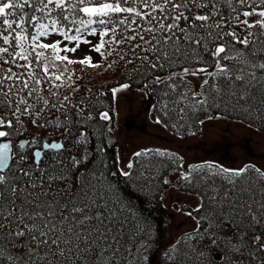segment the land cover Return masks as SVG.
<instances>
[{
  "label": "snow or ice",
  "instance_id": "snow-or-ice-1",
  "mask_svg": "<svg viewBox=\"0 0 264 264\" xmlns=\"http://www.w3.org/2000/svg\"><path fill=\"white\" fill-rule=\"evenodd\" d=\"M52 34L63 40L43 42ZM88 35L99 36L92 51L105 59L116 50L113 45H127L132 56L126 62L139 60L147 73L156 72L150 83L163 86L164 96L175 94L173 105L208 112L222 104L226 107L227 99L247 102L257 95L264 105V0H0V110L6 109L16 121L14 125L12 119L0 117V129L11 130H0V140L6 141L0 142V264H134L127 248L121 260L123 209L119 198H111L112 184L104 185L102 174L92 170L73 173L81 163L75 156L69 158L65 170L59 153L64 145L55 141L42 143L43 149L56 150L48 157L52 163L36 149L31 153L32 164L25 167L29 159L26 149L41 142L35 137L21 141L16 150L11 142L22 134V116L32 118L36 125L42 113L53 110L63 112L65 119L57 116L39 126L63 128L71 135L72 116L64 103L68 97L59 100L58 90L71 86L75 73L68 65L99 67L91 57L77 61L66 55L75 53L81 43L91 44L84 38ZM64 41L75 47L61 48ZM125 55L119 58L124 60ZM205 55L209 59H204ZM232 61L236 63H227ZM189 63L201 66H186ZM176 68L179 71L172 70ZM162 70H168L167 75H160ZM189 76L201 78L200 91L191 89ZM168 106L169 101L164 100L162 107ZM82 111L78 109L76 115ZM86 119H92L91 115ZM100 119L109 120V114L103 112ZM86 143L87 134L82 132L74 146ZM149 152L152 150L134 155L142 157ZM152 154L179 159L161 150ZM126 167L132 169L133 163ZM117 171L126 179L133 178L130 171ZM192 173L206 185V190L201 189L200 205L193 209L200 212L204 208L207 213L199 217L198 225L207 220L211 227L214 221L209 216L222 222L225 215L234 223L238 215L242 223L243 217H248L250 229L264 226V170L255 165L233 170L206 163L191 166L188 173L181 174L182 180L192 184ZM249 173L261 181L255 192L256 179ZM212 177L222 178L228 187L221 190L215 181L208 184ZM244 180L251 183L244 186ZM196 231L202 239L199 227ZM247 235L241 231L242 246L231 244L229 251L242 257L243 249H248L247 255L255 259L256 253L264 250V232L245 240ZM187 239L197 237L188 234Z\"/></svg>",
  "mask_w": 264,
  "mask_h": 264
},
{
  "label": "trees",
  "instance_id": "trees-1",
  "mask_svg": "<svg viewBox=\"0 0 264 264\" xmlns=\"http://www.w3.org/2000/svg\"><path fill=\"white\" fill-rule=\"evenodd\" d=\"M252 19H256V17ZM84 38L91 41V44L81 43L78 49H83L79 56H74L78 49L75 53L69 52L66 55H68L69 59L77 61L91 57V62L98 64L99 67H88L79 63L68 65L69 69L75 73L72 76V81L69 82L71 86L65 85L58 90L59 100H63L64 96L68 97V100L64 101V103L69 110L68 114L72 116L71 135L63 128L56 130L51 126H39L46 124L47 120L56 119L57 116L63 121L65 119L63 112L56 113L53 110L52 113H42L36 125L31 123L32 118L22 116L21 120L23 121L24 129L21 130L22 134L16 135L11 141L13 149L16 150L18 148L20 141H31L34 137L41 142L35 148L26 149L29 159L24 166L27 167L33 162L31 153L36 149H42L43 142H62L64 148L59 150V153L63 159L65 170L70 164L69 158L75 156L81 163L73 169V173L88 172L89 170L95 172L107 170L111 175V173L117 172L115 176L111 175L114 188L134 210L138 218L142 220L146 233L148 232L151 235L149 259L146 264H225L229 255L228 247L225 244H229L224 243L223 238H227L231 243L242 245L239 239L241 231L248 232V235L244 237L245 240H248L250 236L260 235L264 232V226H255L250 229L246 222H241L238 215L234 223L231 222L232 217L227 215L223 217L222 222L217 220L215 216H209V219L214 221L211 227L208 226L207 220H201L198 225L200 232L204 234L202 239L199 238V233L196 230H189L183 233L175 244L172 246L167 245L163 239L167 232L168 223L166 219L169 215V210L165 203V192L170 187H174L179 194L194 195L200 205L201 197L204 195L201 189L206 190L205 183L197 179V173H192V184L183 181L181 174L188 173L191 166L212 162L192 164L185 169L184 159L179 153L163 148L150 147L139 151L152 150L147 156L136 157L134 155L132 157L130 162L133 163V168L128 170L133 173L132 179L120 176L117 171L118 139L115 135L121 126V122L116 113L113 90L124 84H129L133 90L144 91L147 104L151 105L149 107L151 119L161 121L160 124L168 134L183 139L199 134L202 126L200 121L210 120L209 116L213 117L212 119L222 118L241 123L264 133V105L261 104L259 96H254L247 102L240 100L239 103L236 102L235 98L227 99L225 101L226 107L222 104L219 108H210L208 112L192 111L184 108L183 104L173 105L171 99L175 94L164 96L163 86H156L150 83L152 77L157 74L156 72L147 73L139 60H133L132 63L126 62L132 56L127 45H121L119 48L113 45L112 47L116 50L105 59L99 53L92 51L93 45L99 42V36L88 35ZM58 40H63V38L57 34L43 38L45 43H53ZM65 46L72 48L75 47V44L67 41L60 44L61 48ZM257 46L260 47L259 44ZM118 53L119 55L127 53L124 60L119 58ZM61 55H65V53H61ZM204 59L207 60L209 57L205 55ZM227 63L235 64L236 62ZM110 64L111 67H109ZM186 66L199 67L201 65L189 63ZM13 70L15 71L16 69ZM172 70L179 71V68ZM167 71L162 70L159 74L162 76L167 75ZM187 80L191 82L190 87L193 91H200V85L195 84L189 78ZM145 84H147V88L144 87ZM149 89L152 90L149 91ZM180 90L178 88L177 92ZM235 90L237 94L241 91L239 88ZM164 100L169 101L167 109L162 107ZM72 105H76L77 108H72ZM243 107H247L248 111H243ZM181 108H184L183 112H181ZM78 109L83 110L80 116L76 115ZM103 112L109 114V120L100 119V115ZM89 115L92 117L90 120L86 119ZM0 117L12 119L14 125L16 123L6 109L0 110ZM0 130L11 131L6 128ZM82 132L87 134V143L74 146L76 138ZM155 150L174 153L179 159H170L167 155H153L152 153ZM44 154L47 163H52L48 157L56 154V151L49 150L45 151ZM85 155H87L86 160L84 159ZM45 160H42L41 163L43 164ZM213 164L219 165L214 162ZM248 175L256 179L252 189L255 192L256 189L260 188L261 181L256 178L255 173H249ZM165 180L168 183H164ZM213 181L221 186V190H223V187H228L226 181L220 177H212L208 184ZM250 183V180H244V186H248ZM204 203L207 206L206 198ZM192 215L199 220L201 215H207V213L202 208L200 212L192 211ZM243 220L248 219L243 217ZM228 231L230 233L226 235L225 233H228ZM188 234L197 237V239H187ZM212 240H215V243H212ZM246 250L248 251V249ZM256 256L260 260L261 257H264V250L257 252Z\"/></svg>",
  "mask_w": 264,
  "mask_h": 264
},
{
  "label": "rangeland",
  "instance_id": "rangeland-1",
  "mask_svg": "<svg viewBox=\"0 0 264 264\" xmlns=\"http://www.w3.org/2000/svg\"><path fill=\"white\" fill-rule=\"evenodd\" d=\"M82 49H78L74 56H79ZM187 78L195 84L201 83V78L192 76ZM114 90H117L114 94L115 109L121 122L115 135L118 139V168L128 171L126 165L136 152L155 147L179 153L184 159L185 169L192 164L214 162L223 168L233 170L249 164L264 170L263 132L241 123L215 118L205 120L199 134L185 139L178 138L168 134L160 123L151 119L149 108L151 105L147 104L144 91L133 90L131 87L124 89L121 86ZM96 173L103 175L104 185L112 184L111 198L113 200L119 198L121 202L123 211L120 218L125 222L120 233L121 260L123 261L125 255L123 250L127 248L130 250L129 258H134V264H146L149 259L151 235L146 233L142 220L114 188L110 173L107 170ZM165 203L169 215L166 219L168 228L163 239L167 245L172 246L183 233L197 229V219L187 213H192L193 209L199 206V201L194 195L179 194L174 187H170L165 192ZM229 233L228 231L225 234ZM223 242L229 244H225L228 250L231 244H237L229 242L227 238H223ZM243 250L245 255L242 257L229 251L225 264H260L257 256L252 259L247 255V250Z\"/></svg>",
  "mask_w": 264,
  "mask_h": 264
},
{
  "label": "water",
  "instance_id": "water-1",
  "mask_svg": "<svg viewBox=\"0 0 264 264\" xmlns=\"http://www.w3.org/2000/svg\"><path fill=\"white\" fill-rule=\"evenodd\" d=\"M22 141H28V140H22ZM2 142H6V141H2ZM21 142V141H20ZM19 142V143H20ZM54 142V141H53ZM56 142V141H55ZM52 143V142H51ZM51 143H49V144H51ZM58 143H62V142H58ZM39 150H41L42 152H45V151H49V150H52V149H39ZM60 150H62V149H60ZM54 151H56V150H54Z\"/></svg>",
  "mask_w": 264,
  "mask_h": 264
}]
</instances>
